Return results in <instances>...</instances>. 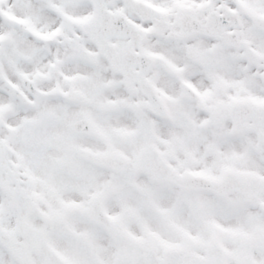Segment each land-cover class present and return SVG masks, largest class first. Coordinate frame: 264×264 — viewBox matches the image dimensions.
<instances>
[{
  "label": "snow or ice",
  "instance_id": "6c2138e0",
  "mask_svg": "<svg viewBox=\"0 0 264 264\" xmlns=\"http://www.w3.org/2000/svg\"><path fill=\"white\" fill-rule=\"evenodd\" d=\"M0 264H264V0H0Z\"/></svg>",
  "mask_w": 264,
  "mask_h": 264
}]
</instances>
